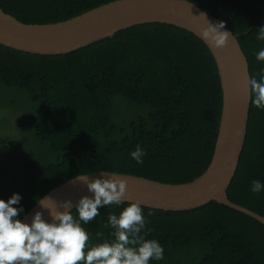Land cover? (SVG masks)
<instances>
[{
  "label": "trees",
  "instance_id": "1",
  "mask_svg": "<svg viewBox=\"0 0 264 264\" xmlns=\"http://www.w3.org/2000/svg\"><path fill=\"white\" fill-rule=\"evenodd\" d=\"M116 0H0L27 25L56 24ZM236 37L250 78L264 69L255 53L264 0H187ZM252 100V95H251ZM222 93L215 61L193 34L166 24L120 31L68 54L42 56L0 45V199L22 196V219L41 198L81 175L118 172L185 184L208 167L216 143ZM147 155L137 164V146ZM264 110L250 104L247 131L228 200L264 216ZM99 209L83 225L92 243L111 240ZM19 207V206H16ZM142 235L164 247L150 264H264V227L215 202L167 212L142 207ZM73 211V215L76 213Z\"/></svg>",
  "mask_w": 264,
  "mask_h": 264
},
{
  "label": "water",
  "instance_id": "2",
  "mask_svg": "<svg viewBox=\"0 0 264 264\" xmlns=\"http://www.w3.org/2000/svg\"><path fill=\"white\" fill-rule=\"evenodd\" d=\"M218 22L187 0H116L67 21L46 25L23 24L0 9V45L29 54L56 56L144 24L171 25L193 34L213 56L222 93L221 115L211 161L199 177L185 184H164L124 175L127 191L123 202H139L142 207L167 212L190 211L215 202L254 219L264 227V216L231 203L226 195L245 143L251 92L248 64L238 37L232 34V39L230 35L229 43L220 47L203 35L208 23L215 25ZM223 30L229 31L226 27ZM86 175H90L89 180H92L98 178L100 172ZM79 177L45 195L43 198L50 199L45 202L46 207L63 210L62 203L71 200L72 211L81 197L91 196L85 184L76 180ZM40 202L21 220L30 222L34 213L40 211L50 222V212Z\"/></svg>",
  "mask_w": 264,
  "mask_h": 264
},
{
  "label": "clouds",
  "instance_id": "3",
  "mask_svg": "<svg viewBox=\"0 0 264 264\" xmlns=\"http://www.w3.org/2000/svg\"><path fill=\"white\" fill-rule=\"evenodd\" d=\"M223 29V21L215 25L208 23L203 35L223 47L229 43L230 35L234 39L231 32ZM256 39L264 41V26L257 30ZM255 59L264 62V48L255 53ZM257 76L258 79L248 80L251 103L264 110V69ZM146 155L139 145L130 153L137 164H143ZM89 176L81 175L76 179L82 181L92 195L76 202L75 216L71 200L62 203L63 210H53L46 207L45 202L50 199L45 197L39 204L49 210L51 221H46L42 212L37 211L30 222H24L18 218L24 212L19 193H13L7 200L0 199V264H150L153 260L162 261L164 247L156 239H146V233L141 234L147 220L139 202L129 203L119 214H108L105 226L112 229L111 240L90 241V234L83 225L100 216L99 209L123 204L127 182L118 172H100V176L92 180ZM250 191L261 193L264 182L252 180Z\"/></svg>",
  "mask_w": 264,
  "mask_h": 264
}]
</instances>
